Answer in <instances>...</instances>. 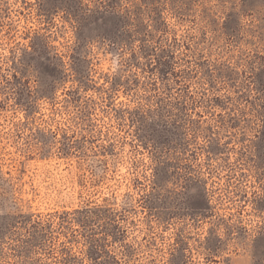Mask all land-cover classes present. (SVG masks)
<instances>
[{"label":"rangeland","instance_id":"1","mask_svg":"<svg viewBox=\"0 0 264 264\" xmlns=\"http://www.w3.org/2000/svg\"><path fill=\"white\" fill-rule=\"evenodd\" d=\"M0 264H264V0H0Z\"/></svg>","mask_w":264,"mask_h":264}]
</instances>
